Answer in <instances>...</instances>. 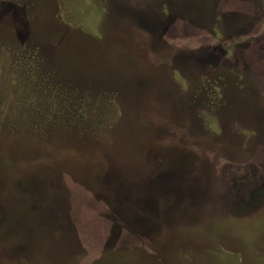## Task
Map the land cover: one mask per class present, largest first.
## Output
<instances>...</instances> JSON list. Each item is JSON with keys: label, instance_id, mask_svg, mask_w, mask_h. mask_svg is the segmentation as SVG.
Masks as SVG:
<instances>
[{"label": "rangeland", "instance_id": "obj_1", "mask_svg": "<svg viewBox=\"0 0 264 264\" xmlns=\"http://www.w3.org/2000/svg\"><path fill=\"white\" fill-rule=\"evenodd\" d=\"M0 264H264V0H0Z\"/></svg>", "mask_w": 264, "mask_h": 264}, {"label": "flooded vegetation", "instance_id": "obj_2", "mask_svg": "<svg viewBox=\"0 0 264 264\" xmlns=\"http://www.w3.org/2000/svg\"><path fill=\"white\" fill-rule=\"evenodd\" d=\"M148 30H151V29H148ZM153 30H154V29H152L150 32L156 33V31H155V30L153 31Z\"/></svg>", "mask_w": 264, "mask_h": 264}]
</instances>
